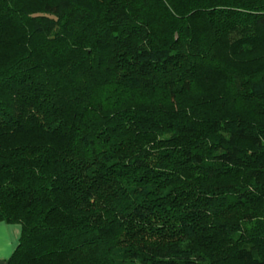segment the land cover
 <instances>
[{
	"label": "trees",
	"instance_id": "16d2710c",
	"mask_svg": "<svg viewBox=\"0 0 264 264\" xmlns=\"http://www.w3.org/2000/svg\"><path fill=\"white\" fill-rule=\"evenodd\" d=\"M8 264H264V0H0Z\"/></svg>",
	"mask_w": 264,
	"mask_h": 264
},
{
	"label": "crops",
	"instance_id": "0c3cea01",
	"mask_svg": "<svg viewBox=\"0 0 264 264\" xmlns=\"http://www.w3.org/2000/svg\"><path fill=\"white\" fill-rule=\"evenodd\" d=\"M21 233V226L0 222V264H8V260L16 249Z\"/></svg>",
	"mask_w": 264,
	"mask_h": 264
}]
</instances>
